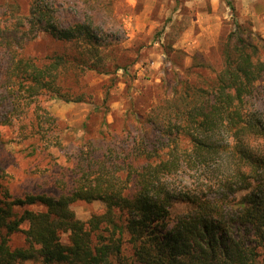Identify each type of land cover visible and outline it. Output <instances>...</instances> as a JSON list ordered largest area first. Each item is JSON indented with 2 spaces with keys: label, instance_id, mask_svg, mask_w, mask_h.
I'll return each mask as SVG.
<instances>
[{
  "label": "trees",
  "instance_id": "16d2710c",
  "mask_svg": "<svg viewBox=\"0 0 264 264\" xmlns=\"http://www.w3.org/2000/svg\"><path fill=\"white\" fill-rule=\"evenodd\" d=\"M55 1L31 0L26 15L0 20V146L19 139L33 159L59 143L57 119L45 101L81 102L83 96L60 88L58 77L68 60L55 55L37 64L19 51L24 41L47 33L58 41L81 39L92 57L99 49L93 16H70L62 25ZM233 30L212 83L202 87L179 80L164 111L144 121L137 116L139 132L128 142L83 140L66 158L68 164L46 163L41 172L31 171L47 191L13 193V176L0 165V264L256 261L264 242V104L255 102L264 94V41L238 22ZM6 126H13L11 139H4ZM179 171L195 173L222 194L208 199L177 192L167 178ZM240 191L244 194L236 200ZM78 201H100L104 209L81 220L71 209ZM180 203L184 210L177 209ZM17 232L25 246L11 248Z\"/></svg>",
  "mask_w": 264,
  "mask_h": 264
},
{
  "label": "rangeland",
  "instance_id": "374dc122",
  "mask_svg": "<svg viewBox=\"0 0 264 264\" xmlns=\"http://www.w3.org/2000/svg\"><path fill=\"white\" fill-rule=\"evenodd\" d=\"M74 1L56 0L55 8L62 25L70 16L81 18L83 13L93 16L99 44L95 57L85 54L81 39L58 41L47 33L24 41L19 50L37 64L46 63L55 55L68 60L60 70L58 83L64 94H81L83 101L67 102L56 97L45 101L57 119L55 131L59 143H51L35 159L27 156L29 149L19 139L0 146V165L13 176L10 186L15 194L44 189L38 187L40 179L31 175V171L41 172L46 163L68 164L66 158L83 140L104 143L131 140L139 132L137 116L140 114L144 121L147 116L164 111L165 100L171 97V90L179 80L202 87L212 83L222 67L223 45L234 31V22L264 41V0H93L88 5L84 4L86 0H76V5ZM30 2L0 0V20L26 15ZM93 61L96 67L89 69L87 66ZM255 102L264 104V94ZM12 129L13 126L4 127V139H11ZM167 182L177 192L190 196L212 199L222 194V189L209 186L206 179H197L195 173L188 171L171 175ZM243 194L244 191L238 192L236 200ZM176 207L184 210L186 205L180 203ZM71 209L77 218L86 220L102 211L104 204L78 201ZM26 227L27 223L21 225ZM61 241L67 242L66 234L61 235ZM9 243L11 248L24 247L23 233L12 234ZM129 249V244H125L124 253L128 254ZM257 250L260 255L253 264H264V242Z\"/></svg>",
  "mask_w": 264,
  "mask_h": 264
}]
</instances>
